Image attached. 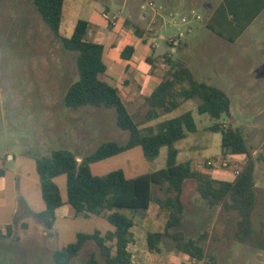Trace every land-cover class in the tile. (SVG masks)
I'll use <instances>...</instances> for the list:
<instances>
[{
	"label": "rangeland",
	"instance_id": "obj_1",
	"mask_svg": "<svg viewBox=\"0 0 264 264\" xmlns=\"http://www.w3.org/2000/svg\"><path fill=\"white\" fill-rule=\"evenodd\" d=\"M190 1L194 3V0ZM150 2L151 0H65L64 21L60 28L62 36L71 37L77 23L85 20L92 27L101 30L102 35L97 40L106 45L107 52L104 54L107 72L103 79L120 90L132 113L144 108L146 102L140 97L131 99L123 88L119 78L123 62L121 54L124 43L135 46L137 37L134 36L133 22L138 21L141 11L148 12L147 8L141 9V5H148ZM104 13L120 16L122 22L118 29H113L104 21ZM190 13L188 10L180 11L175 20L181 23L184 17V26L207 25L203 11L202 15L198 12ZM198 14L203 17L201 21L197 20ZM148 32L153 33V29ZM162 33L165 38H170L178 34V30L173 27ZM155 38L161 46L158 52L168 49L160 35ZM77 55L76 52L66 50L61 40L42 20L34 6V0H0V171L3 172L0 176V264H55V251L74 243L79 233L92 234L100 231L106 234L114 230L102 217L90 215L86 218H74V209L68 204L57 210L52 230H47L32 215L43 212L46 208L36 169L37 158L49 156L58 149H66L81 161L102 143L115 141L125 144L129 139V132L117 126L113 109L89 106L75 109L65 105V95L79 77ZM172 55L174 59L180 56L179 53ZM139 56L137 54L133 62H139ZM163 62V58L156 61L157 69L162 71ZM148 67L139 63L137 76L144 74ZM149 91V88H144L142 95ZM232 109V117H224L220 122L226 128L241 129L248 146V125L259 112L264 111V96H260L249 115L248 106H232ZM188 111L193 113L198 132L176 144V147L181 146L179 161L190 162L195 171L214 179L221 180L235 175V170L240 169L238 167L246 163L248 157L223 156L222 136L210 130L216 121L207 114H199L196 101L184 103L171 115L175 118ZM167 117L168 115L162 114L158 120L147 125H156ZM141 119L143 118L140 117L139 121ZM188 146H192V149L188 150ZM166 152L167 149L163 148L157 159L149 161L142 148L137 147L95 163L91 170L98 176L123 170L127 178H137L165 168ZM243 159L244 162H238ZM222 160L227 161L230 166L223 168L219 164L218 167L207 164L209 161L219 163ZM55 183L66 202V176L55 178ZM155 188L153 186L154 193L163 197V192L158 189L155 191ZM184 195V227L191 234L216 232L222 222V214H229V233L226 238L230 248L226 251L223 249L218 254L208 251L201 262L179 255L175 264H264V256L254 261L248 253V235L240 233L237 227L240 219L237 211L228 213L223 207L220 213L216 207L206 211L209 205L199 197L194 181L185 184ZM194 200L197 202L194 203ZM169 244L173 243L169 241ZM91 254H95L99 264H104L93 241L84 246L71 264H86ZM161 258L162 263L157 264L169 263L166 255Z\"/></svg>",
	"mask_w": 264,
	"mask_h": 264
},
{
	"label": "trees",
	"instance_id": "obj_2",
	"mask_svg": "<svg viewBox=\"0 0 264 264\" xmlns=\"http://www.w3.org/2000/svg\"><path fill=\"white\" fill-rule=\"evenodd\" d=\"M34 6L42 20L61 40L64 48L78 53L76 65L78 80L68 89L65 105L69 108L95 107L113 109L117 126L129 132L125 144L115 141L102 143L93 153L81 161L66 149L53 151L49 156L36 159L45 210L32 213L47 230H52L57 210L68 204L74 209V218L95 215L106 219L113 231L102 234L79 233L74 243L55 251V264H71L84 246L93 241L99 249L104 264H132L130 251L134 243L133 228L137 215L147 212L157 204L167 212L164 229L147 234V247L151 253H160L166 240L174 243L175 249L193 261L205 258L203 247L206 233L189 239L182 231L185 205L184 186L187 181L197 184L200 198L209 207L221 206L225 211H237L240 219L237 227L240 233L248 235L253 228V213L257 203L255 160L251 158L246 139L239 128H226L220 120L231 117V101L221 89L200 82L181 62L167 57L169 71L160 79L154 92L145 99L146 106L132 113L123 100L120 90L104 81L107 65L104 61L105 45L90 40L91 25L80 20L71 37L60 33L64 21L65 0H34ZM235 18V16H234ZM137 36L139 28L133 26ZM243 30V29H242ZM134 53L127 46L121 54L129 60ZM188 101H196L199 114H207L216 122L210 127L213 133L222 136L221 150L224 157L247 156V162L240 164L239 174L233 180H218L205 176L192 168L190 162L179 163V149L176 144L198 131L191 111L178 117L147 125L158 120L162 114H170ZM142 117L139 121V118ZM141 147L147 160L157 159L163 148L166 152V167L137 178L129 179L123 170H116L103 176L94 175L91 166L134 148ZM3 172L0 171V176ZM66 176L67 201L64 202L55 178ZM156 186L164 196L154 193ZM129 213V215H128ZM86 264H99L91 254Z\"/></svg>",
	"mask_w": 264,
	"mask_h": 264
},
{
	"label": "crops",
	"instance_id": "obj_3",
	"mask_svg": "<svg viewBox=\"0 0 264 264\" xmlns=\"http://www.w3.org/2000/svg\"><path fill=\"white\" fill-rule=\"evenodd\" d=\"M151 2L153 3L152 7L147 4L141 5V9L147 8L148 12L141 11L138 21L133 22V26H137L141 32L140 36L134 33L137 42L135 46H132L134 48L133 55L129 60L122 59L119 78L128 96L134 100L138 97L143 100L149 97L160 84V79L166 76L169 71L168 57L174 62L183 63L198 81L227 93L231 101V117L232 106L244 108L248 106V115L253 112L255 103L258 102L260 96H264V0H194V3H191L190 0H151ZM187 10L191 12L190 14L198 12L200 15L203 11L207 25L184 26L183 24L186 23L184 17H182L181 23L175 20L180 11ZM199 14L197 20L201 21L203 17ZM121 22L122 19L120 24ZM173 27L177 28L178 34L165 38L162 32ZM151 29H153V33L148 32ZM100 35H102L101 30L91 26L90 40L101 43L97 40L98 37H101ZM158 35L161 40H165L168 49L157 51L158 48H161L155 40V36ZM172 38H174V42L170 43L169 40ZM124 44L123 50L125 47L131 46L129 43ZM172 53H179V58L174 59ZM137 54L140 55L139 62L135 63L133 58ZM160 58L164 59L161 64L162 71L157 69L156 63ZM139 63L150 67L141 76H137ZM144 88H149L150 91L142 95ZM166 115L168 117L158 123L169 118L172 119L171 113ZM177 148L179 149L178 158H180L181 146ZM191 149L192 146H188V150ZM248 149L251 158L255 160L254 175L257 193L256 208L252 217L253 228L248 233V253L256 261L264 256V111L259 112L254 121L248 125ZM178 162L185 163L180 162L179 159ZM238 162H244V159ZM235 177L236 174L221 180H233ZM157 189L156 187L155 191ZM196 202L194 200V203ZM216 208L220 213L221 206ZM211 209L209 207L206 211H211ZM185 216L186 206L184 220ZM227 216L229 214H222V222L219 223L220 227L215 230L216 232L210 231V234L208 231L203 232L207 234L203 245L205 254L208 251L218 254L222 253L223 249L226 251L230 248L229 240L226 238L229 233V218ZM184 220L181 229L188 239L194 235L202 234L189 233L187 227H184ZM166 221L167 212L157 204H152L147 212L136 216V226L132 230L134 243L130 248L133 254L132 264L162 263V255L168 257V264H175L179 255L188 257L176 250L174 243L170 240H166L165 244L161 245L160 253L154 254L149 251L146 242L147 234L162 231ZM169 241L173 244H169Z\"/></svg>",
	"mask_w": 264,
	"mask_h": 264
},
{
	"label": "built area",
	"instance_id": "obj_4",
	"mask_svg": "<svg viewBox=\"0 0 264 264\" xmlns=\"http://www.w3.org/2000/svg\"><path fill=\"white\" fill-rule=\"evenodd\" d=\"M148 6L149 7H152L153 6V3L150 2L148 3ZM104 21L110 26L112 27L113 29H117L119 27V24H120V21H121V18L120 16H118L117 14H107V13H104L102 15ZM170 43L174 42L172 39L169 40ZM209 166H212V167H218L217 165L219 164V166L223 167V168H227L230 166V164L227 162V161H220L219 163L217 161H209L207 163ZM236 171V175L239 174V170H235Z\"/></svg>",
	"mask_w": 264,
	"mask_h": 264
}]
</instances>
